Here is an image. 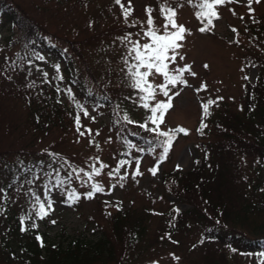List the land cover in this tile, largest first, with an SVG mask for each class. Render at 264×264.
<instances>
[{"label": "trees", "instance_id": "obj_1", "mask_svg": "<svg viewBox=\"0 0 264 264\" xmlns=\"http://www.w3.org/2000/svg\"><path fill=\"white\" fill-rule=\"evenodd\" d=\"M62 1L70 0H55L54 3L58 6L57 3ZM193 2L198 11H202L197 7L201 0ZM104 9V6L99 7L98 12L102 13ZM48 10L38 8L29 0H0V18L16 31L14 39L7 38L0 45V92L3 90L0 97L2 94L9 96L15 90L11 84L5 83L12 81L10 76L15 73L13 68L17 62H32L35 57L47 55L61 65L62 79L74 90L77 98L104 111L110 119L108 130L120 137V150L111 159L115 173L126 167V159L137 161L142 154H152L157 149L164 152L165 147L170 149L172 140L170 146L164 144L168 136L156 132L133 133L134 137L130 139L124 128L129 121L144 124L145 121L137 118L142 111L151 116V112L143 110L142 106L146 100L141 97L146 93L132 87L134 80L130 74V66L136 62H132L134 53L130 54L129 50L133 42L139 43L137 34H131L138 30L143 32L142 24L130 26L118 17L104 20L97 13L96 16L104 20L100 30L92 35L96 42L103 40L104 47L99 50L105 62L100 66V59L93 57L87 61L83 58L78 47L82 45L81 38L57 37L49 31V19L45 15ZM243 29L237 37L238 43H233L237 49L234 52H237L236 57L245 71L255 68L254 81L250 83L243 79L234 101H223L215 106L217 99L212 97L213 103L208 106L207 114L203 110L200 128L195 134L197 153L190 170L180 172L171 168L161 172L164 195L173 194L189 208L180 211L174 205H168L165 216L157 214L156 221L159 220L160 225L153 236L193 235L195 232L207 252H204L203 259L193 264H226L223 255L228 250L241 251L259 260L263 254L264 15H255V19L243 25ZM245 42L246 45L242 46ZM76 58L83 67H76ZM113 61L117 63L112 64ZM140 71H144L143 68ZM82 73L88 82L82 78ZM28 85L22 79V86L27 88ZM35 88L36 95L28 92L22 97L27 108L26 123L14 125L13 129L19 132V139L24 133L33 137L32 131L34 138L40 140L62 117L63 111L52 95L55 90H51L50 98L46 84L36 82ZM0 108H4V104ZM3 123L0 121V125ZM24 142L12 147L14 139L0 138L1 197L5 198L10 190L18 188L30 197V207L15 209L10 206L8 210L7 200L1 205L0 264H145L139 259L153 247L149 235L153 232L149 230L150 216L131 212L130 207H117L107 221L105 218L103 223L95 224L96 228L91 232L96 237L92 241L84 242L74 237L63 243L47 238L44 233H27V224L34 221L33 215L40 210L41 204L46 206L49 201L46 187H54L62 194V186L70 183L77 172L84 173L85 169L75 158L64 156L58 149H37L30 139ZM160 162L161 157L154 166ZM60 196L64 203H72L71 206L78 209L72 196ZM254 215H262L259 225L251 223L250 218ZM37 236L40 240L36 239ZM209 254L213 258L207 261Z\"/></svg>", "mask_w": 264, "mask_h": 264}, {"label": "rangeland", "instance_id": "obj_2", "mask_svg": "<svg viewBox=\"0 0 264 264\" xmlns=\"http://www.w3.org/2000/svg\"><path fill=\"white\" fill-rule=\"evenodd\" d=\"M29 1H32L38 8L49 9L45 15L49 19V31H53L54 36L68 39L81 38L82 45L79 44L78 47L83 58L87 61L93 60V57L95 60L100 59V66L105 62L99 50L100 47H104L103 40L96 42L92 35L100 30L104 20L118 17L123 23L130 26L137 25L139 27L142 24L145 30L141 33L138 30L131 36L137 34L135 36H138L140 44L150 43V38L144 36V32L149 28L147 24L149 15L153 19L151 27L159 29L158 35H165L163 25L166 21L165 14L161 13V7L174 9L177 13L175 17L177 23L183 25L188 31L185 32L184 39L179 41L181 47L176 49L178 55L175 62L166 61V63L173 74H175V70L184 68L185 65L190 66V71L185 72L181 77L186 83L177 82L174 87L168 85L171 107L166 110L162 123L158 125L152 123L147 114L142 111L138 113L137 118L140 121H145L144 124L142 123L145 127H140L142 124L137 125L135 121L124 124V128L130 134L128 137L130 139L134 137L133 133H169L172 136L170 149L167 153L157 149L152 154H142L137 161L126 159L124 162L126 167L124 169L122 167L115 173L111 159L120 150V137L108 130L110 119L105 115V112L95 109L90 104L84 103L82 99L77 98L74 90L72 91L70 87L66 86L62 79L64 73L61 71V65H58L47 55L35 57L32 62L26 60L17 62V66L15 69L13 68L15 73L10 76L12 81L5 83L11 84L15 90L9 96L5 97L2 94L0 97V106L4 104V108H0V121L4 122L0 125V128L2 127L0 138L7 139V141L14 139L15 143L12 147L22 145L26 143L24 141L30 139L37 149L43 147L58 149L64 156L70 155L75 158L85 169L84 173L77 172L70 183L62 186V194L54 187H46L45 193L49 199L45 206L47 214L43 219L36 214L33 215L34 221L27 224L29 228L27 233H44L47 238L61 240L63 243L74 237H78L84 242L92 241L96 237L91 232L95 224L103 223L105 218L107 221V217H110L117 207L123 209L130 207L131 212L149 214V230L153 231L149 234L153 240V247L150 252L141 255L139 260L145 261V264H193L196 260L203 259L204 252H207L206 246L202 244L201 238L195 232L193 235L186 234L187 236L182 233H174L171 236L161 235L162 238L153 236V233L155 235L158 232L157 226L160 225L159 220L156 221L157 214L165 216L171 204L180 211L189 208L187 203L173 194L164 195V189L160 183L161 172L171 168L186 172L193 167L197 153L194 147L197 142L195 134L200 128L203 115L202 105L207 104L209 100H212V97L217 99L215 106H219L223 101H234L240 90L243 77H248L245 79L247 82L254 81L257 74L255 68L251 67L245 71L241 67V61L236 57L237 52L234 51L237 49L233 43H238L239 38L237 37L241 35V29L244 30L243 25L254 20L255 15H264V0H260V3L253 0L251 13L248 10L247 0H236L233 3L216 6L215 11L219 18L213 19L212 26H209L208 30L204 32L199 29L206 27L207 20L197 18V13L200 11L196 8L193 0L191 2L189 0H131L132 12L127 20L121 6L116 4L115 0H80L79 2L70 0L57 3L58 6L54 3L55 0ZM128 3L129 0H121V4L125 7L128 6ZM102 6L105 9L99 13L98 9ZM146 8L151 9V12H146ZM97 13L104 20L96 16ZM168 31H175V29L169 28ZM15 36L16 31L9 23L0 18V45L7 38L14 39ZM245 45L246 42L242 46ZM181 56L183 59H180ZM134 61L133 57L132 62L134 63ZM75 64L77 68L83 67L78 58H76ZM143 70L145 71V69ZM21 77L29 84L27 88L22 86ZM82 78L88 82L84 73H82ZM148 81L153 86L154 96L145 101L149 107L142 108L151 112V108L158 102H169V97L164 96L156 87L165 83L162 75L149 76ZM36 82L47 85L49 97L55 96L57 105L65 115L62 113L61 123H57L62 125L51 126L40 137V140L34 138L32 131L33 137L30 133H24L19 139V132L16 133V130L13 129H15L14 125L26 123L24 119L27 108H25L22 97L28 92L29 95H36L34 93V89H37L35 88ZM201 85H205V87L201 88ZM52 89L55 90L54 94ZM2 92L3 90L0 93ZM85 112L87 115L84 114ZM77 117H79L80 132H84V135H80V132L77 131ZM177 128H183L186 132L174 133L173 130ZM149 129H154V131H149ZM22 139L23 141H21ZM31 152L28 151V153ZM160 157L162 162L154 166ZM137 162L139 163L137 164ZM152 168H156L154 175L150 171ZM95 170H99L98 174ZM137 172L140 174H136ZM93 185L101 186L103 191L95 192L92 198H89L87 190L93 189ZM73 193L79 197L73 201L79 206L78 209L71 206L72 203H64L60 196L69 195L71 197ZM1 195L0 191V208L1 205H4L5 200L9 202L8 210L11 207L17 209L30 205V197L19 188L10 190L5 198ZM49 203L51 208H48ZM32 212L36 213L35 210ZM260 216L262 215L252 216L251 223L259 225L262 219ZM224 254L223 258L226 264H264V246L261 260L236 250H228ZM212 258L209 254L207 261Z\"/></svg>", "mask_w": 264, "mask_h": 264}, {"label": "snow or ice", "instance_id": "obj_3", "mask_svg": "<svg viewBox=\"0 0 264 264\" xmlns=\"http://www.w3.org/2000/svg\"><path fill=\"white\" fill-rule=\"evenodd\" d=\"M191 2V0H189ZM236 2V0H201V2L197 5L202 11L197 13V18H204L207 20L206 27L200 28L199 31L204 32L208 30L209 26H212L213 19H218V14L215 11L216 6L224 5L227 3H233ZM256 3H260V0H255ZM115 3L120 5L123 11V15L125 19L127 20V17L131 15L132 7H131V0H129L128 6L125 7L123 4H121V0H115ZM253 0H247V6L248 10L251 13L252 12V5ZM146 12H151V9L146 8ZM161 13L165 14V24L163 25L165 35H158L157 32L159 29H153L151 26L153 25V19L151 15H149L147 19V24L149 25V28L146 32H144V36H147L150 38V43H143L140 44L138 42H133V47L129 50L130 54L134 53V60L136 61L135 64L130 66V74L132 76V79L134 80V83L132 85L133 88L138 89L140 92L146 93L145 96L141 97V99L148 100L150 98H153L154 96V90L153 86L149 83L148 77L149 76H156V75H162L164 78L165 83L159 84L156 87L160 89V91L163 93L164 96L169 97V91H168V85H172L173 87L177 84V82L180 83H186V81H183L181 77L185 72L190 71V66L185 65L184 68L175 70V74L170 72L169 65L167 62H175L176 56L178 53L176 52V49L181 47V44L179 41H182L184 39V34L188 30L181 24H178L175 17L177 15L176 11L174 9H165L161 7ZM243 19V17H241ZM255 22V21H254ZM169 28L175 29V31H168ZM235 31V29H233ZM123 39H127V37H124ZM171 52V55L169 53ZM180 59H183L181 56ZM143 68L145 71H140V69ZM132 69H135V71H132ZM243 70V69H242ZM192 75H195V73H192ZM244 79H248L247 76L243 77ZM205 87V85H201V88ZM178 95V93H176ZM171 97H169V102H158L154 107L151 108L152 115L148 117V119L154 123L159 124L163 122V117L168 108L171 107ZM213 101L209 100L207 104L202 105L203 110L205 114L208 112V106L212 104ZM143 107L148 108L149 105L145 103ZM157 113H159V116H157ZM87 115V112L84 113ZM126 119V117H125ZM131 122V121H129ZM77 123V131L80 132L79 128V117L76 119ZM140 127H145V125H140ZM149 131H154V129H149ZM173 132H186L183 128H177L173 130ZM80 135H84V132H80ZM160 135L168 136V140L164 141V144L169 145L171 144L172 136L169 135V133L162 132ZM168 147L164 148V152L167 153ZM139 162H137L138 164ZM98 174L99 170H95ZM118 171V169H117ZM150 171L153 173V175L156 172V168L150 169ZM136 174H140L137 172ZM103 189L99 185H93V191L88 192L87 196L89 198L92 197L94 192H102ZM74 193L72 196V199H78ZM48 208H51V204H48ZM45 212V206L43 204L40 205V210L36 213L37 216H39L41 219L46 215ZM24 218H21V223L23 224ZM54 223V222H53ZM33 227H35V224H33ZM24 231L25 229L22 227L21 229ZM37 240H40V237H36Z\"/></svg>", "mask_w": 264, "mask_h": 264}]
</instances>
